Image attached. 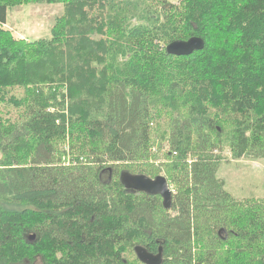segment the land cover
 I'll list each match as a JSON object with an SVG mask.
<instances>
[{
	"label": "trees",
	"instance_id": "obj_1",
	"mask_svg": "<svg viewBox=\"0 0 264 264\" xmlns=\"http://www.w3.org/2000/svg\"><path fill=\"white\" fill-rule=\"evenodd\" d=\"M36 3L64 13L15 38L7 10ZM226 148L264 159V0H0V264H264V199L224 189ZM122 171L163 176L171 207Z\"/></svg>",
	"mask_w": 264,
	"mask_h": 264
},
{
	"label": "rangeland",
	"instance_id": "obj_2",
	"mask_svg": "<svg viewBox=\"0 0 264 264\" xmlns=\"http://www.w3.org/2000/svg\"><path fill=\"white\" fill-rule=\"evenodd\" d=\"M64 13L62 4H28L7 10L5 29L9 30L17 39L29 42L41 38H49L50 31L56 19ZM22 93L21 91H17ZM168 149L167 142H163L160 151ZM155 148L152 152L155 153ZM221 162L217 178L224 182V189L235 199H264V159L232 160L230 151L226 148L221 154ZM167 162L159 159L152 163L156 167ZM62 164H72L69 156L62 158Z\"/></svg>",
	"mask_w": 264,
	"mask_h": 264
},
{
	"label": "water",
	"instance_id": "obj_3",
	"mask_svg": "<svg viewBox=\"0 0 264 264\" xmlns=\"http://www.w3.org/2000/svg\"><path fill=\"white\" fill-rule=\"evenodd\" d=\"M204 47V41L199 37H191L187 40H178L169 43L165 47L167 55L187 56L194 51H200ZM119 183L125 191L132 193L134 191L144 193L149 196H159L162 199V206L165 210L171 207L172 190L163 176L149 178L144 175H131L127 171H122L119 176ZM33 235L29 237L32 241ZM135 255L142 264H161L162 252L157 254L148 253L143 247L136 246L134 248Z\"/></svg>",
	"mask_w": 264,
	"mask_h": 264
},
{
	"label": "flooded vegetation",
	"instance_id": "obj_4",
	"mask_svg": "<svg viewBox=\"0 0 264 264\" xmlns=\"http://www.w3.org/2000/svg\"><path fill=\"white\" fill-rule=\"evenodd\" d=\"M133 193H136V191L132 192V194H133ZM153 254H155V253H153Z\"/></svg>",
	"mask_w": 264,
	"mask_h": 264
}]
</instances>
